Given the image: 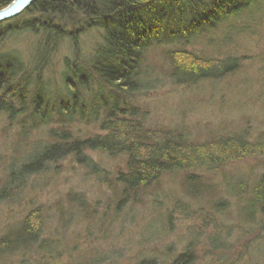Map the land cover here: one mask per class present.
Wrapping results in <instances>:
<instances>
[{"label": "trees", "instance_id": "1", "mask_svg": "<svg viewBox=\"0 0 264 264\" xmlns=\"http://www.w3.org/2000/svg\"><path fill=\"white\" fill-rule=\"evenodd\" d=\"M12 1L0 0V10ZM262 26L264 0H38L18 17L0 22V113L8 124L19 126L21 146L29 145L31 130L48 128L42 141L30 143L32 159L7 173L6 180L12 182L4 184L1 199L14 201L21 193V187L13 186L16 181L20 186L23 177L45 165L69 157L89 163L86 151L124 159L116 182L121 195L132 198L165 174L184 173L182 184L189 192V186L202 184L201 170L264 157V131L255 142L246 132H233L199 143L180 130L147 126L141 100L158 73L151 55H162L166 66L158 70L172 85L215 83L237 70L236 58L219 56L221 46ZM91 32L98 39L87 50L79 44L80 37ZM24 33L35 37L30 60L8 48ZM63 45L71 54L62 63L64 91L55 92L40 72L52 65ZM31 85L36 91L29 96ZM77 126H98L103 135L80 137ZM235 197L243 196L236 192ZM257 211H264V174L242 199L240 210L250 221ZM45 218L30 209L1 246L29 249L40 244L49 249L43 239ZM183 256L175 264H183Z\"/></svg>", "mask_w": 264, "mask_h": 264}, {"label": "rangeland", "instance_id": "2", "mask_svg": "<svg viewBox=\"0 0 264 264\" xmlns=\"http://www.w3.org/2000/svg\"><path fill=\"white\" fill-rule=\"evenodd\" d=\"M97 39L94 32L87 33L79 44L88 50ZM17 40L8 48L30 60L35 37L24 33ZM229 40L219 56L236 58L237 70L215 83L172 85L159 73L158 68L166 66L162 55L150 56L158 73L142 91L147 126L180 130L199 143L233 132H246L255 142L264 131V26L255 34ZM70 52L61 46L52 65L40 72L50 90L64 91L60 76ZM35 89L29 86L27 94ZM77 128L83 138L103 135L98 126ZM47 129L31 130L29 145L21 146L19 126L8 124L0 113V192L12 182L6 180L9 170L32 159L30 143L42 141ZM86 155L91 161L87 164L69 157L23 177L20 186L16 181L13 186L21 187V193L12 202L0 197V243L34 209L46 217L43 239L50 246L16 249L0 244V264H175L185 254L183 264H264V211L254 213L252 221L240 212L242 199L264 174L263 156L199 171L204 180L189 186L192 194L182 184L184 173L177 172L165 174L132 198L123 197L116 182L124 159L99 151ZM236 192L244 198H236Z\"/></svg>", "mask_w": 264, "mask_h": 264}, {"label": "water", "instance_id": "3", "mask_svg": "<svg viewBox=\"0 0 264 264\" xmlns=\"http://www.w3.org/2000/svg\"><path fill=\"white\" fill-rule=\"evenodd\" d=\"M38 0H13L7 7L0 10V22L18 17Z\"/></svg>", "mask_w": 264, "mask_h": 264}, {"label": "bare ground", "instance_id": "4", "mask_svg": "<svg viewBox=\"0 0 264 264\" xmlns=\"http://www.w3.org/2000/svg\"><path fill=\"white\" fill-rule=\"evenodd\" d=\"M36 2H37V1H36ZM36 2H34L33 4H35ZM33 4H32V5H33ZM32 5H31V6H32Z\"/></svg>", "mask_w": 264, "mask_h": 264}]
</instances>
